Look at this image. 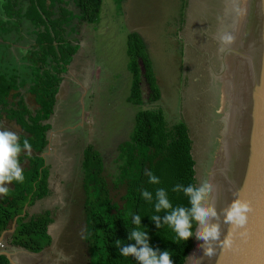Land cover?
Here are the masks:
<instances>
[{
  "label": "trees",
  "instance_id": "16d2710c",
  "mask_svg": "<svg viewBox=\"0 0 264 264\" xmlns=\"http://www.w3.org/2000/svg\"><path fill=\"white\" fill-rule=\"evenodd\" d=\"M117 4L120 0H116ZM101 0H0V120L12 121L21 131V147L25 138L32 145L30 155H19L23 164L24 182H13L7 196H0V235L10 229L16 218L15 228L9 236V246L21 248L29 253H39L50 243L46 234L52 222L48 212L20 216L24 207L46 198L48 167L38 156L47 144L45 121L51 116L62 75L78 50L76 24H93L97 20ZM14 37V38H13ZM22 43L27 46L23 61L25 69L18 74L16 68H7L3 48ZM127 70L131 77L126 102L140 106V78L147 89V101H155L154 75L145 43L135 32L126 35ZM9 54V53H8ZM4 61V62H3ZM14 62V61H13ZM6 67V68H5ZM5 68V70H4ZM141 70V74H140ZM27 85L26 95L32 97L34 109H29L19 90ZM17 95V96H16ZM17 99L14 104L9 100ZM154 122V111L139 110L135 113L129 137L118 143L115 175L107 179L101 154L91 145L81 152L80 171L83 192L82 212L86 237L88 264H138L134 257H122L116 247L135 244L127 239L136 226L132 215L141 216V228L149 236V246L154 250H168L173 264H184L191 249L192 237L186 242L178 241L176 234L167 226L157 228L150 219L154 211L155 191L163 188L173 207L189 206L182 192H173L176 184H196L194 161L191 156V140L188 136L181 162L160 183H148L143 174L141 157ZM153 193V202H146L141 191ZM167 213L161 211V220ZM195 222H193V229ZM0 264H8L0 255Z\"/></svg>",
  "mask_w": 264,
  "mask_h": 264
},
{
  "label": "water",
  "instance_id": "95a60500",
  "mask_svg": "<svg viewBox=\"0 0 264 264\" xmlns=\"http://www.w3.org/2000/svg\"><path fill=\"white\" fill-rule=\"evenodd\" d=\"M120 3L127 29H144L152 34L154 122L141 157L143 174L151 170L161 177L172 172L181 162L183 146L199 115L220 114L215 120L219 147L207 172L208 180L215 185L216 208L220 211L234 198L248 201L252 208L245 228L230 234V248H218L216 256L209 260L201 257L203 252L198 245L202 241L193 235L184 264H264V0H120ZM226 31L235 40L221 51L219 37ZM58 95L59 87L56 101ZM55 107L56 103L45 121L49 129L47 144L38 155L42 160L50 148V120ZM231 112L240 116L239 136L235 139V134L230 133L227 137L231 156L223 168L219 157L223 153L222 119ZM24 214L23 210L20 216ZM16 218L10 229L0 235L3 246L0 255L8 264L15 262L13 254L3 250L2 239L4 234H12ZM55 226L53 222L47 226L49 244ZM195 228L196 225L193 232ZM221 231L223 239L229 235V226L222 223ZM12 248L33 256L46 247L36 254Z\"/></svg>",
  "mask_w": 264,
  "mask_h": 264
},
{
  "label": "rangeland",
  "instance_id": "374dc122",
  "mask_svg": "<svg viewBox=\"0 0 264 264\" xmlns=\"http://www.w3.org/2000/svg\"><path fill=\"white\" fill-rule=\"evenodd\" d=\"M74 24L78 31L74 38L78 40L80 49L73 57V68L71 69L72 66H70L67 70V72L69 71L66 74L68 79L65 83L71 86L70 89L76 90L70 96H65L62 92L58 108L60 109L61 106L63 113L68 109L72 118L65 122L59 111L57 116L53 115L52 121L50 120L51 124H59L63 128L62 136L71 138L68 141L69 145L66 146V155L73 161L69 167L70 173L67 176V181L54 183V192L49 198L60 202L58 205L62 210L65 209L69 216L65 224L67 226L62 233L57 235L55 233V249L48 253V259L29 261L27 264H53V258H55L56 264H88L86 247L81 239V234L84 231L82 175L79 167L81 150L85 146L91 145L98 151L104 162L103 175L107 179L112 178L116 173L117 145L129 137L135 113L139 110L154 111V102L147 101L146 85L141 78L139 81L141 105L134 106L126 102L131 83V77L127 70L126 35L128 32L141 34L154 75L152 34L144 29H127L121 3L119 1L117 4L116 0H101L95 23L77 24L75 22ZM14 46L17 45L14 44ZM2 50L7 59L5 63L7 68H14L16 63H21L10 56L4 48ZM13 60L16 61L15 64ZM20 65L22 66L18 67L20 69L18 74H22L26 70L23 63ZM29 99L30 96L25 95L24 101L31 108L33 103ZM54 116H56L55 120H53ZM220 116L216 115L214 118L213 116L199 115L189 134L191 156L195 162L196 185L201 180H208L207 172L219 147L216 142L218 124L217 122L212 124V120H217ZM6 124L13 125L11 122H6ZM59 129L56 128L57 131H54L59 132ZM61 142V139L56 141L57 144ZM55 147L58 149L60 145ZM54 209L56 207L51 210L52 213H54ZM61 250L71 259L68 261L59 259L58 253ZM39 257L41 255L37 258Z\"/></svg>",
  "mask_w": 264,
  "mask_h": 264
},
{
  "label": "clouds",
  "instance_id": "9594fccd",
  "mask_svg": "<svg viewBox=\"0 0 264 264\" xmlns=\"http://www.w3.org/2000/svg\"><path fill=\"white\" fill-rule=\"evenodd\" d=\"M237 11H239L237 9ZM222 45L221 51L230 46L235 37L230 32H224L219 37ZM32 145L27 138L23 141L21 147L19 137L16 133L8 130H0V196L9 194V184L14 181L18 183L24 182L23 169L20 166L19 155L25 152L30 155ZM145 175L148 177L149 184H159L160 178L151 170H146ZM173 192H182L188 198V205L173 207L168 198V193L163 188L155 191L154 211L157 215H153L150 219L155 223L157 228L167 225L175 234L178 241L186 242L190 237H195L202 241L198 245L202 249L203 255L211 260L217 254L218 248H230L232 240L230 234L238 229H244L248 223V214L252 208L248 201L240 198H234L226 207L220 211L217 210L214 202L215 185L207 179L201 180L198 185L189 184L187 186L176 184L172 188ZM142 198L148 202H153V193L148 190L141 191ZM161 211L167 214L161 220L159 213ZM193 222L196 228L193 232ZM132 223L136 227L133 228L127 239L135 241V244L120 245L119 240L116 241V247L119 249V255L122 257L132 256L138 261V264H173L172 254L168 250H154L149 246V236L146 231H141V216L139 214L132 215ZM229 226V235H225L222 239L221 224ZM242 236L245 232L240 233ZM86 237L81 234V239ZM59 259L68 261L70 256L61 250L58 253ZM191 259H198L190 257Z\"/></svg>",
  "mask_w": 264,
  "mask_h": 264
},
{
  "label": "crops",
  "instance_id": "0c3cea01",
  "mask_svg": "<svg viewBox=\"0 0 264 264\" xmlns=\"http://www.w3.org/2000/svg\"><path fill=\"white\" fill-rule=\"evenodd\" d=\"M128 33H131V32H128ZM135 33H137V32H135ZM137 34L139 35V33H137ZM15 45H17V46H14V44L10 45L11 48L8 49L7 52L9 53L10 56H13L15 60L21 61V63L17 64L16 61L13 60L14 64L16 63L14 68H16L17 71L19 72L20 69L18 67L22 66L20 64L23 63L24 67L26 65L25 62L23 61V58L25 55V50H27V46H25L22 43H18V42L15 43ZM19 52H21V53L19 54ZM26 91H27V85H25L24 87H22L19 90L18 95L19 96L22 95L24 98L26 95L25 94ZM29 100L32 102V97H30ZM16 101H17V99H13L12 101L9 100V102L11 104H14ZM34 108L35 107L33 105L29 109H34ZM6 122H9V121L5 120V117L3 116V119L0 120V130L12 131V132L16 133L18 135V137L22 134L18 127L15 129L16 125L14 124V122L10 121L11 123H13V125H9V126H8V124H6ZM51 131H52V135L50 137V144H49V145H51V147L48 149L49 151L48 150L45 151L44 158H43V163H45L44 167H48V178H47V184L48 185H47V187L50 191V194L48 196L51 195V190H53V192H54L53 186H55V184H54L55 182L63 183L65 181H67L66 176H68L70 173L69 167L71 166V161H72V159L69 158L67 155L65 157L63 155L62 156L56 155L57 153L54 150V148H52V145H53V142H55V140H57V138H56L57 132H55L53 129ZM22 154L26 155L25 152H22ZM49 156H52V158H53L52 159L53 161H51L52 166L48 164ZM66 162H68V163H66ZM23 164H24V162H23ZM23 164L20 166L22 167ZM8 187L10 190L12 189L10 184L8 185ZM58 203H60V202H57L56 200L53 201V200L49 199V197H47L46 199L44 198L43 201L38 200V201L34 202L33 205L28 207V208L24 207L23 210L25 211L26 214H29V215L39 214V213L48 212V211L50 212L53 208L56 207V205ZM9 236H10L9 234H4L3 239H2V244L4 245V250L11 252L13 254V260H14L15 264H27V263H29V261H34V260L41 261L43 259H46V260L48 259L47 255L49 252H46V253L42 252L41 254L30 256V255L21 253L17 248L10 247L8 244ZM39 255H41V257L37 258ZM52 262H53V264H56L55 259H53Z\"/></svg>",
  "mask_w": 264,
  "mask_h": 264
},
{
  "label": "flooded vegetation",
  "instance_id": "af4514ba",
  "mask_svg": "<svg viewBox=\"0 0 264 264\" xmlns=\"http://www.w3.org/2000/svg\"><path fill=\"white\" fill-rule=\"evenodd\" d=\"M79 44V43H78ZM78 51V50H77ZM73 64H74V58H73V60H72V62H71V64L68 66V68L70 67V66H72L71 67V69L73 68ZM69 72V71H68ZM68 72H67V70L65 71V73L62 75V79H61V82L59 83V95H58V97H57V101L55 100V103H56V107H55V112H54V115L56 114V116H57V114H58V112L60 111L61 113H62V117H64V119H65V122H68L69 121V119L70 118H72V115H71V113L69 112V111H67L68 109H66L65 110V113H63L62 111H61V106H60V109H58L59 108V104H60V98H61V96H62V92L64 93V95L65 96H70L72 93H73V91L74 90H76V89H70L71 88V86L70 85H67L65 82H66V80L68 79V77H66V74H68ZM65 83V84H64ZM77 85V84H76ZM55 105V104H54ZM62 110H64L63 108H62ZM70 110V109H69ZM56 116H54V119L53 120H55L56 119ZM214 118L216 117V116H213ZM51 121H52V119H51ZM215 120L213 119L212 120V124H215ZM55 125V126H54ZM51 124V126H52V129L53 130H55L56 128H60L59 129V132H57V134H56V138L57 139H61V143L60 144H57L56 143V141L57 140H55V142H53V145H52V148H54V150L56 151V155H60V156H66V154H67V150H66V146H68L69 144H68V141L69 140H71V138H66L65 136H62L63 134V128H61V126H59V124ZM63 127V126H62ZM55 131H57V130H55ZM56 145H60V148H56L55 146ZM50 147H51V145H50ZM51 148V149H52ZM83 150V149H82ZM81 150V151H82ZM49 151V150H48ZM71 155H73V154H71ZM70 155V156H71ZM53 158H52V156H49V158H48V164L49 165H51L52 166V163H51V161H53L52 160ZM72 162L73 161H71V165H72ZM66 163H68V162H66ZM79 167H80V164H79ZM68 177L66 176V179H67ZM53 195V190H51V195L50 196H47V197H51ZM63 196V195H62ZM46 197V198H47ZM45 198V199H46ZM44 199H42V200H40V201H43ZM60 210H61V212H60ZM48 213H49V216L51 217V219H52V222L56 225L55 226V228H54V230H53V234H54V238H53V241L51 242V244H49L46 248H45V250L43 251V253H46V252H51V251H53L54 249H55V245H56V236H55V233H56V235L57 234H59V233H62V231H63V229L67 226V225H65L66 224V222H67V220H68V216H69V213L64 209V210H62L61 209V206H59L58 204L56 205V209H54V213H52L51 211L49 212L48 211ZM60 225V226H59ZM55 252V251H54ZM53 259H55V258H53Z\"/></svg>",
  "mask_w": 264,
  "mask_h": 264
},
{
  "label": "bare ground",
  "instance_id": "6f19581e",
  "mask_svg": "<svg viewBox=\"0 0 264 264\" xmlns=\"http://www.w3.org/2000/svg\"><path fill=\"white\" fill-rule=\"evenodd\" d=\"M222 120H223V126H222V135H223V138H222V142H221V144H222L221 145V148L223 149V153H221L219 155V157L221 156L220 161H221V165H223L222 167L224 168L226 165H228V162L230 161V156H231V152L229 150L230 149V146H229L227 137L230 135V133H233V135L235 134L234 137L236 139V136L239 134L237 132V130L239 128L240 116L238 115V113H235L234 114V113L231 112L229 116L223 117ZM214 148H216V147H214ZM222 167H221L220 170L223 169Z\"/></svg>",
  "mask_w": 264,
  "mask_h": 264
},
{
  "label": "built area",
  "instance_id": "2783aa9c",
  "mask_svg": "<svg viewBox=\"0 0 264 264\" xmlns=\"http://www.w3.org/2000/svg\"><path fill=\"white\" fill-rule=\"evenodd\" d=\"M0 248H3V246H2V245H0Z\"/></svg>",
  "mask_w": 264,
  "mask_h": 264
}]
</instances>
